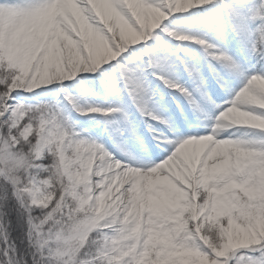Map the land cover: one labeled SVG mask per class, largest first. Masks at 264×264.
<instances>
[{
	"label": "snow or ice",
	"instance_id": "snow-or-ice-1",
	"mask_svg": "<svg viewBox=\"0 0 264 264\" xmlns=\"http://www.w3.org/2000/svg\"><path fill=\"white\" fill-rule=\"evenodd\" d=\"M0 264H264V0H0Z\"/></svg>",
	"mask_w": 264,
	"mask_h": 264
}]
</instances>
